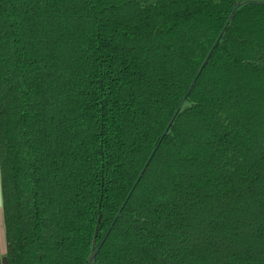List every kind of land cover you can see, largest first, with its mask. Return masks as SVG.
Wrapping results in <instances>:
<instances>
[{
	"label": "trees",
	"instance_id": "1",
	"mask_svg": "<svg viewBox=\"0 0 264 264\" xmlns=\"http://www.w3.org/2000/svg\"><path fill=\"white\" fill-rule=\"evenodd\" d=\"M0 198V264H264V0H0Z\"/></svg>",
	"mask_w": 264,
	"mask_h": 264
},
{
	"label": "water",
	"instance_id": "2",
	"mask_svg": "<svg viewBox=\"0 0 264 264\" xmlns=\"http://www.w3.org/2000/svg\"><path fill=\"white\" fill-rule=\"evenodd\" d=\"M239 3H240V1L237 3L236 7L239 5ZM236 7H235V8H236ZM231 16H232V13H231L230 16H229V18H228V20H227V23H228L229 19L231 18ZM219 36H220V35H219ZM218 39H219V37H218L217 40L215 41V43H214V45L212 46V48L215 46V44H216V42L218 41ZM212 48H211V50H212ZM210 52H211V51H210ZM210 52L208 53L207 57H206L205 60L203 61L202 65H201V68H202V66H204L205 62L207 61V59H208V57H209V55H210ZM201 68L199 69L197 75L199 74ZM197 75H196V76H197ZM193 82H194V80H193ZM193 82L191 83V85H190L189 88H191ZM183 99H184V98H183ZM179 107H180V105H179ZM179 107H178V109H179ZM178 109H177V110H178ZM173 117H174V116H173ZM173 117H172L171 120L169 121V124L172 122ZM165 131H166V130H165ZM150 157H151V156H150ZM150 157H149V159H150ZM149 159H148V160H149ZM97 250H98V248L95 250V252L93 253V255H91V256L89 257V261H88L89 264L91 263V261H92L94 255L96 254Z\"/></svg>",
	"mask_w": 264,
	"mask_h": 264
},
{
	"label": "rangeland",
	"instance_id": "3",
	"mask_svg": "<svg viewBox=\"0 0 264 264\" xmlns=\"http://www.w3.org/2000/svg\"><path fill=\"white\" fill-rule=\"evenodd\" d=\"M0 252L3 253V230H2V214H1V198H0Z\"/></svg>",
	"mask_w": 264,
	"mask_h": 264
}]
</instances>
